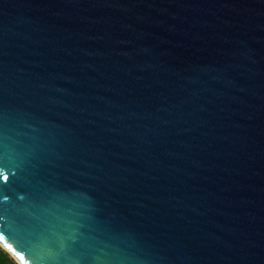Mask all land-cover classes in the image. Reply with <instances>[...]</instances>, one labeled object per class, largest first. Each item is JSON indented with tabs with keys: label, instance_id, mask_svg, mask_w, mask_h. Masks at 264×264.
Returning <instances> with one entry per match:
<instances>
[{
	"label": "water",
	"instance_id": "obj_1",
	"mask_svg": "<svg viewBox=\"0 0 264 264\" xmlns=\"http://www.w3.org/2000/svg\"><path fill=\"white\" fill-rule=\"evenodd\" d=\"M0 175L16 264H264V0H0Z\"/></svg>",
	"mask_w": 264,
	"mask_h": 264
},
{
	"label": "snow or ice",
	"instance_id": "obj_2",
	"mask_svg": "<svg viewBox=\"0 0 264 264\" xmlns=\"http://www.w3.org/2000/svg\"><path fill=\"white\" fill-rule=\"evenodd\" d=\"M0 181H7V176L0 175ZM7 235L9 238V242L16 243V247L18 251L24 252L25 254L29 255L30 259L32 256H35L34 250L30 252V250L25 247L17 238H15L13 235L10 234L9 231L4 230L2 227H0V239H3ZM34 264H37V261L35 260Z\"/></svg>",
	"mask_w": 264,
	"mask_h": 264
},
{
	"label": "trees",
	"instance_id": "obj_3",
	"mask_svg": "<svg viewBox=\"0 0 264 264\" xmlns=\"http://www.w3.org/2000/svg\"><path fill=\"white\" fill-rule=\"evenodd\" d=\"M0 264H16L7 253L0 248Z\"/></svg>",
	"mask_w": 264,
	"mask_h": 264
}]
</instances>
